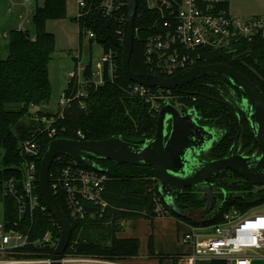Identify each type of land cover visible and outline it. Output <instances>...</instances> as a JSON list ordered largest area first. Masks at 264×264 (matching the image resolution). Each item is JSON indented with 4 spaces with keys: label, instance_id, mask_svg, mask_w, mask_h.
Wrapping results in <instances>:
<instances>
[{
    "label": "trees",
    "instance_id": "16d2710c",
    "mask_svg": "<svg viewBox=\"0 0 264 264\" xmlns=\"http://www.w3.org/2000/svg\"><path fill=\"white\" fill-rule=\"evenodd\" d=\"M136 1L135 26H140V30L134 40L130 69L136 74H150L144 62V45L150 33L148 26L155 18L142 0ZM125 13H129L126 6ZM66 17V0H44L42 5L35 4L26 30L13 28L6 35L0 34V149L5 152V167L0 169V197L4 203L6 221L16 217V201L4 194V183L12 175L20 177L18 166L23 161L19 153L20 144L28 139H39L41 153L37 165L40 168L41 159L53 139L48 137L47 132H42L45 124L37 122L35 118L50 115L41 109L51 101L49 63L56 50V38L47 30V22ZM74 20L79 25L80 46L85 43L83 29L91 27L96 36L90 43L97 41L105 48L113 47L118 50L119 75L115 80H108L102 86L91 89L86 108H81L77 100L69 103L63 116L51 125L56 129L55 137L78 139L77 133L80 130L84 133L85 140H103L114 135L141 137L146 140L152 138L156 132L157 115L128 91V87L134 82L122 69L123 42L121 34L115 32L119 29L118 23L103 17L99 12L82 20ZM207 56L208 60L204 64L230 65L256 84L264 97V39L243 41L234 45L233 50L211 52ZM65 90L69 91V86ZM175 90L185 94L183 101L195 107L203 123L224 130L218 142L209 151L202 152L204 159L228 156L239 136L240 125L243 150L249 155L256 150L258 154L261 153L260 144L247 116L236 115L224 100L233 91L245 95L228 76L210 74L198 77ZM62 157L63 162L71 159L64 154ZM95 163L100 167L99 171L107 175L103 191L106 205L83 199L82 204L87 212L84 219L75 221L70 218L64 193H54L51 189L57 204L73 225L72 238L66 252L109 259L134 256L138 252L139 242L116 236L124 228L119 225L118 220L141 217L145 210L156 215L153 197L156 193L160 195L158 172L150 166L117 164L112 160L96 159ZM59 164L55 158L51 166L52 174ZM209 184L213 192L215 188L218 189L219 202L216 205L217 196L214 192V207L207 214H204L206 194L197 187H187L177 197L180 207L200 213L195 217H181L186 222L203 226L217 225L224 222L225 212L232 207L245 213L264 204V187L254 185L232 170H221L209 180ZM38 192L40 202L44 204L40 184ZM166 207L171 215L178 216L167 205ZM91 213H94L93 216ZM33 220V236L53 230L55 240L59 239L60 228L49 210H35ZM152 247L151 242V253ZM211 264L226 263L222 259H213Z\"/></svg>",
    "mask_w": 264,
    "mask_h": 264
},
{
    "label": "built area",
    "instance_id": "2783aa9c",
    "mask_svg": "<svg viewBox=\"0 0 264 264\" xmlns=\"http://www.w3.org/2000/svg\"><path fill=\"white\" fill-rule=\"evenodd\" d=\"M33 1L22 0L23 8L18 13V24L15 27L17 30H26L30 23L35 7ZM75 1L77 20L99 12L103 17L118 23L119 29L115 32L121 34L122 40L124 24L129 17V13H125V6L128 8L127 0ZM142 2L155 18L148 26L150 33L145 39L144 62L150 74L163 78L203 65L208 60L207 53L233 50V46L240 42L264 39V15L233 14L229 8L230 0ZM15 6L16 3H12L8 11L13 13ZM134 29L136 39L140 26L136 27L135 21ZM83 32L87 44L78 45L73 52L75 66L68 72L69 91L62 92L55 104V110L48 113L50 115L42 116L38 120L45 124L42 132H47L49 138H56V129L51 125L63 116L69 103L77 100L81 108H86L91 89L102 86L108 80L113 81L119 75L118 50L113 47L105 48L97 41L90 43L96 36L91 27H85ZM84 51H88L90 55H84ZM175 89L146 86L136 82L128 87L129 93L144 102L149 111L156 115L166 104H172L179 112L188 114L192 107L183 101L185 94ZM77 134L79 140H85L82 131L79 130ZM19 153L23 157L18 166L20 177L12 175L4 183V194L16 201L17 208L15 218L0 222V264H54L52 249L58 240H55L53 230L32 235L34 211L49 210L45 203L41 204L38 192L40 168L37 159L41 153L39 139L23 141L19 146ZM62 155L55 157L60 164L55 166L53 174L50 170V189L54 193H64L69 216L78 221L87 216L83 199L106 205L103 191L107 175L71 156L70 160L63 162ZM153 202L156 215H170L161 195L156 193ZM50 214L53 216L51 212ZM91 214L93 216L94 213ZM127 221L121 218L118 223L124 227ZM56 222L61 232V226L57 220ZM181 240L191 245L192 252L180 256L178 264H197L202 259H222L226 264H253V253L264 250V204L245 213L232 207L225 212L224 222L221 224H191L190 230ZM56 262L124 264L118 259L66 251Z\"/></svg>",
    "mask_w": 264,
    "mask_h": 264
},
{
    "label": "water",
    "instance_id": "95a60500",
    "mask_svg": "<svg viewBox=\"0 0 264 264\" xmlns=\"http://www.w3.org/2000/svg\"><path fill=\"white\" fill-rule=\"evenodd\" d=\"M129 17L123 28L122 69L133 81L146 86L175 89L206 75L228 76L243 92L242 108L251 124L262 153L256 159L239 154L238 142L233 153L227 157L205 160L202 152L208 151L217 142L224 130L199 124L195 111L182 115L172 104L163 106L156 121V132L150 139L114 135L103 140H79L66 137L53 138L45 151L39 169V184L43 200L61 226L60 237L54 248L56 264L64 255L72 238L73 225L57 204L50 189V170L57 155H68L92 169L99 170L96 159L112 160L117 164L153 167L159 175V193L166 205L180 217L196 216L193 210H186L177 204V197L187 187H197L207 197L206 210L214 207L215 196L209 180L221 170H232L254 185L264 187V97L259 87L245 75L228 64H206L179 72L169 78L154 74H136L130 69L134 47V21L136 0H127ZM241 57V56H240ZM236 99V98H235ZM238 102V101H237ZM170 126V130L168 127Z\"/></svg>",
    "mask_w": 264,
    "mask_h": 264
},
{
    "label": "crops",
    "instance_id": "0c3cea01",
    "mask_svg": "<svg viewBox=\"0 0 264 264\" xmlns=\"http://www.w3.org/2000/svg\"><path fill=\"white\" fill-rule=\"evenodd\" d=\"M44 2V0H43ZM34 0L32 4H43ZM12 3H16L13 13L8 11ZM74 11L69 15L76 28L65 23V19L49 20L47 30L56 38V49L74 51L79 45V26L74 20L77 12L76 1ZM22 0H0V34L13 29L18 24V13L22 10ZM230 11L240 16L264 15V0H230ZM63 28L68 34L63 32ZM74 34L77 35L74 40ZM72 36V37H71ZM73 62H75L73 58ZM195 217V216H193ZM191 224L173 215H151L144 211L141 217L130 218L123 230L117 233L121 239H136L139 242L136 255L121 260L124 264H178V259L192 252L189 244L182 242L181 237L190 230ZM153 249L151 253L150 243ZM201 264H209L206 259Z\"/></svg>",
    "mask_w": 264,
    "mask_h": 264
},
{
    "label": "rangeland",
    "instance_id": "374dc122",
    "mask_svg": "<svg viewBox=\"0 0 264 264\" xmlns=\"http://www.w3.org/2000/svg\"><path fill=\"white\" fill-rule=\"evenodd\" d=\"M40 3L43 2V0H39ZM74 2L75 0H66V10L68 11L69 15H71L74 11ZM69 15L66 18L65 23L69 24L71 27L76 28L74 26V23L70 21ZM63 32L65 34L67 33V30L63 28ZM72 37V36H71ZM77 35L74 34V40H76ZM85 43L87 44V40L85 39ZM73 52H70L69 50L65 49H56L53 55V58L51 62L49 63V77L51 80V87H52V97L51 101L48 102V104L43 105L41 109L46 111L47 113L53 112L55 110L54 107H56V102L58 101L60 95L67 87V80H68V72L73 69L75 66V62H73ZM84 55H90L88 51H84ZM232 101V100H231ZM35 109H32L34 111ZM38 122L39 117L35 118ZM5 152L3 149H0V169H3L5 167V163L3 162V156ZM155 184V183H153ZM215 196H217L216 205L219 202L218 197V189H214ZM223 193V190H222ZM200 213H198L196 216H199ZM5 220V208L4 203L0 197V222ZM254 259L253 264H264V250H258L257 252L253 253ZM205 260H200L197 264H201L200 262ZM206 261L211 264V259H206Z\"/></svg>",
    "mask_w": 264,
    "mask_h": 264
},
{
    "label": "flooded vegetation",
    "instance_id": "af4514ba",
    "mask_svg": "<svg viewBox=\"0 0 264 264\" xmlns=\"http://www.w3.org/2000/svg\"><path fill=\"white\" fill-rule=\"evenodd\" d=\"M203 65H206V64H203ZM244 95L243 94H241V93H238V92H236V91H233L231 94H230V96L229 95H226L225 96V102L228 104L227 106L230 108V110L232 111V112H234V113H236V115H238V114H241V115H246V113H245V111L242 109V108H244L245 106H246V104L242 101L243 99H244ZM236 98V99H235ZM219 100H221V99H219ZM232 100V101H231ZM223 101V100H222ZM238 101V102H237ZM191 107H192V105H190ZM247 106H248V104H247ZM192 111H195L196 113H197V115L199 116V124H201V125H203V126H208V127H212V126H210V125H208L207 123H203L201 120V115L198 113V111L195 109V107H192ZM191 111V112H192ZM181 113V112H180ZM190 113V112H189ZM182 115H186V113H181ZM159 115V114H158ZM158 115H157V117H158ZM247 116V115H246ZM251 125V124H250ZM241 126V125H240ZM212 128H214V127H212ZM168 130H170V126L168 127ZM224 134V133H223ZM238 138V137H237ZM236 141H237V139H236ZM236 141H235V143H234V147H233V150H232V152L229 154V155H231L232 153H233V151H234V149H235V146H236ZM218 142V141H217ZM217 142H214L213 143V145L211 146V148L217 143ZM243 142H242V139L240 140V138H239V142H238V151H239V154H242V155H245V156H249V157H252L251 159H256L257 157H259L260 155H261V153H262V149H261V146H260V149H261V153L260 154H258V151L256 150L253 154H251V155H249L248 154V152H245L244 150H243ZM210 148V149H211ZM209 149V150H210ZM208 150V151H209ZM207 152V151H206ZM228 155V156H229ZM203 155H202V153H201V157H202ZM227 157V156H226ZM203 158V157H202ZM221 158H223V157H221ZM217 159H219V158H217ZM205 160H207V159H205ZM208 161H210V160H208Z\"/></svg>",
    "mask_w": 264,
    "mask_h": 264
}]
</instances>
